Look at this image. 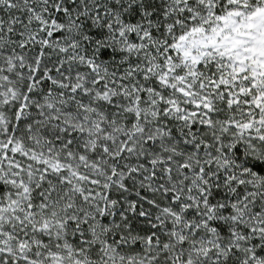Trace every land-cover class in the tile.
<instances>
[{"label": "snow or ice", "instance_id": "6c2138e0", "mask_svg": "<svg viewBox=\"0 0 264 264\" xmlns=\"http://www.w3.org/2000/svg\"><path fill=\"white\" fill-rule=\"evenodd\" d=\"M0 264H264V0H0Z\"/></svg>", "mask_w": 264, "mask_h": 264}]
</instances>
